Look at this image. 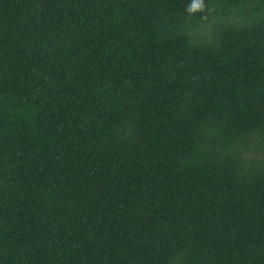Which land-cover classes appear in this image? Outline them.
<instances>
[{"label": "trees", "instance_id": "obj_1", "mask_svg": "<svg viewBox=\"0 0 264 264\" xmlns=\"http://www.w3.org/2000/svg\"><path fill=\"white\" fill-rule=\"evenodd\" d=\"M0 264H264V0H0Z\"/></svg>", "mask_w": 264, "mask_h": 264}, {"label": "clouds", "instance_id": "obj_2", "mask_svg": "<svg viewBox=\"0 0 264 264\" xmlns=\"http://www.w3.org/2000/svg\"><path fill=\"white\" fill-rule=\"evenodd\" d=\"M200 6H202V5H200L199 3L197 4V7H200Z\"/></svg>", "mask_w": 264, "mask_h": 264}]
</instances>
